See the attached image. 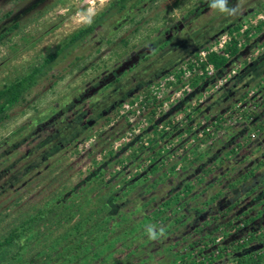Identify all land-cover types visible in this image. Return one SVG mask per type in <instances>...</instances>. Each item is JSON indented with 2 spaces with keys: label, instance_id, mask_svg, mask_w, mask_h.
<instances>
[{
  "label": "rangeland",
  "instance_id": "374dc122",
  "mask_svg": "<svg viewBox=\"0 0 264 264\" xmlns=\"http://www.w3.org/2000/svg\"><path fill=\"white\" fill-rule=\"evenodd\" d=\"M112 1L0 0V91L65 45ZM112 21L1 115L0 237L58 193L68 195L61 217L39 222L9 264H25L40 251L56 257L60 236L79 216L97 213L108 191L137 175H143L139 187L149 182L139 197L153 209L144 210L147 220L136 217L135 228L127 232L134 236L122 248V237L103 247L110 233L89 244L88 250H100L80 264H133L142 250L139 264H264V216L247 203L254 194L247 200L234 195L246 175L241 151L261 139L264 126L248 127L242 142L196 168L198 155L207 157L217 140L244 130L264 107V80L239 82L238 74L264 51V38H257L264 31L263 0H148L132 19L115 21L114 27ZM14 22L19 27L9 31ZM233 38L238 54L230 56L226 47L233 46ZM213 49L229 59L222 71L205 64L204 54ZM56 114L53 123L32 135ZM59 126L64 129L50 144L63 141L61 149L39 159L42 140ZM74 131L79 133L72 139ZM28 164L31 170L23 177ZM83 179L90 186H83ZM150 185L159 192L155 200ZM184 185L190 188L187 196ZM165 197L171 201L164 208ZM218 200L227 202L220 212L214 207ZM132 241L140 247L128 253ZM249 243L263 246L255 256L242 254ZM111 245L120 251L113 255ZM14 253L9 250L8 257Z\"/></svg>",
  "mask_w": 264,
  "mask_h": 264
},
{
  "label": "trees",
  "instance_id": "16d2710c",
  "mask_svg": "<svg viewBox=\"0 0 264 264\" xmlns=\"http://www.w3.org/2000/svg\"><path fill=\"white\" fill-rule=\"evenodd\" d=\"M148 0H113L108 7L94 17V19L83 28L79 29L76 33H74L70 39L63 45L61 48L49 53L38 65L32 67L26 74L23 76L15 79L8 85H5L3 89L0 91V119L1 115L10 107L15 105L22 96L32 89L43 77L44 75L57 67L59 64L63 63V60L75 50L81 42H83L86 38L93 35L100 27L104 26L107 22L112 21H120L124 18H133L134 15L138 14L140 11V7L142 8L144 4H146ZM264 4V0H263ZM20 25L19 22H14L11 25L10 30H14L18 28ZM114 27L113 25H110ZM237 31V29H236ZM249 31H245L244 35L246 36ZM2 36H0V39ZM166 38H168L166 36ZM258 38V41L264 38V31ZM232 45L236 44V39L233 38ZM233 46H227L226 51L230 56H235L238 54V49ZM229 63V59H225L224 57H219L213 52H207L205 54V64L211 65L215 70L222 71L226 65ZM204 66V65H203ZM204 69V67H203ZM240 81L248 80L249 82L254 81L256 79L264 80V51L261 52L252 62L247 63L245 67L239 71ZM248 82V83H249ZM120 104L114 103L110 106L114 108L116 105ZM108 110V108H107ZM104 111L100 113L97 118H100L107 114L108 111ZM59 116H53L47 121L43 122L41 126L36 128L35 132L32 135L41 131L44 127L49 126L54 120ZM254 117H249V122L254 120ZM41 118V117H40ZM32 121L28 122L26 126H30ZM84 123L80 128L87 129L91 123ZM24 127H21L16 134H19L20 131L23 130ZM64 128L59 126V129L56 133L51 134L49 139L42 140L41 145L45 148L43 153L39 156V159L44 160L49 156L55 154L59 151L63 145V141H58L56 143L50 144L52 141L55 140L58 134H61ZM79 131H74L70 133V137L74 139ZM31 135V136H32ZM32 164H28L24 166L22 169L24 171L23 177L27 175L31 170ZM152 170H155L156 165H152L150 167ZM150 171V169H146L144 173L146 174ZM143 175H137L135 178L130 179L129 181L123 183L116 191H108L107 195L103 199L102 209L99 210L97 213L95 212H88L83 215H80L77 221L72 225L70 230L65 234L60 236L59 247L58 250L55 252V256L53 254H43L42 251L36 253L34 256L26 260L25 264H80L82 261L89 259L92 254L96 253V251L100 250V247L88 250L87 247L89 244L99 242V239L102 237H108L105 239L103 243V247L116 237H122V243L120 244V248L124 247V244L127 241L131 240V236H134V233L128 235V231L131 228H135V224L138 222L136 217H145V211L151 210L152 207L150 204L142 203L139 200V197L142 195V191H146L147 185H149L148 181H145L140 187L137 185V182L140 181ZM92 177V176H90ZM96 179V176H93ZM93 178L91 181H93ZM17 177L14 176L11 178L9 182H7V186L10 187L15 183ZM83 186H90L91 182L89 183L88 180L83 179ZM83 186L75 187L70 189V193L73 194L77 189H82ZM155 185H150L149 189H152V196L151 200H154V191ZM184 194L187 196L190 192V188L187 185H184ZM88 190V187L86 188ZM122 196L119 200L118 196ZM66 193H58L53 198H51L48 202H44L41 204L39 208H35L34 212L26 214V216L19 219L14 225L8 230V232L0 237V264H9L13 260H17L23 250L29 244V236L33 234V230L36 228L37 224L41 221H44L47 217H61V208L63 207L64 200L67 198ZM179 193H177L174 197L177 200ZM88 198V197H87ZM173 199V200H174ZM174 200V201H175ZM169 198H165L162 203H160L161 207L169 205L170 203ZM81 206L74 207V210H79ZM145 210V211H144ZM252 211V209H250ZM65 217V216H63ZM67 222L71 220V216H66ZM147 220V219H146ZM136 232V231H134ZM58 244V241L57 243ZM263 246L262 244L253 245L249 243L245 246L242 254H248L250 256H255L256 252L259 248ZM140 247L139 241H132L125 248H127V252L131 253L134 249ZM119 247L116 245L110 246V253L113 255L118 253L120 250ZM15 250L16 253L8 257V251ZM103 250V249H102ZM143 250L136 256L133 264H139L137 260L140 259ZM121 253L118 255H123ZM136 254V253H134ZM99 257V256H98ZM102 257V256H101ZM236 258V257H234ZM117 257L114 258L116 260ZM253 260L252 257H250ZM114 262V261H113ZM255 262L249 261L248 264H254ZM109 264V263H107ZM239 264H247V263H239Z\"/></svg>",
  "mask_w": 264,
  "mask_h": 264
},
{
  "label": "crops",
  "instance_id": "0c3cea01",
  "mask_svg": "<svg viewBox=\"0 0 264 264\" xmlns=\"http://www.w3.org/2000/svg\"><path fill=\"white\" fill-rule=\"evenodd\" d=\"M260 84H262V82ZM261 86L262 85H259V88H261ZM263 120H264V107L260 109L259 114L254 118V120H252V122L250 121L247 123V125L246 124L244 125L245 127L244 130L243 129L238 130L232 136L228 135L227 139L224 137L217 140L214 147H212L209 152L207 151L206 153L208 154L207 157H205L204 155L202 157L201 154L199 153L200 154L198 155L199 160L196 161L197 170H200L203 167H207L206 163L209 162L211 163L213 158H217V157L219 158L223 156L225 150L227 151V149L231 145L242 142L246 137L245 132L248 130V127L250 129V127H253L257 123L259 124V126L260 125L264 126ZM259 137H261V139L259 141H256L253 147H249V145H246L245 149L241 151L242 155L240 158L243 161L242 162V167L244 172L243 174L246 175L243 178L244 182H241L240 187L238 188V192L234 193V195L235 197L240 195L239 196L240 199L242 198V200L243 199L247 200L249 197H251L254 194L255 197H253L251 201H247V203L248 204L252 203V206L254 204L257 207H259L260 211H258V216L263 217L264 216V131L261 133V135H259ZM197 170H195L194 172L198 173ZM158 194L159 192L155 193L154 196L156 197V195ZM235 197H233L231 201L235 202L236 201ZM226 203L227 202L218 200L216 201V203H214V207H216L217 210H219L220 212L223 210L224 206H226Z\"/></svg>",
  "mask_w": 264,
  "mask_h": 264
},
{
  "label": "built area",
  "instance_id": "2783aa9c",
  "mask_svg": "<svg viewBox=\"0 0 264 264\" xmlns=\"http://www.w3.org/2000/svg\"><path fill=\"white\" fill-rule=\"evenodd\" d=\"M208 52H213V53H215V54L218 56V53H217V51H216L215 49H213V50H211V51H208ZM206 53H207V52H206ZM206 53H205V54H206ZM205 54H204V55H205ZM204 55H203V56H204ZM222 55L226 57V54H225V53H222ZM204 59H205V56H204ZM209 66H211V65H209ZM211 67H212V66H211ZM232 73H234V71H232Z\"/></svg>",
  "mask_w": 264,
  "mask_h": 264
},
{
  "label": "flooded vegetation",
  "instance_id": "af4514ba",
  "mask_svg": "<svg viewBox=\"0 0 264 264\" xmlns=\"http://www.w3.org/2000/svg\"><path fill=\"white\" fill-rule=\"evenodd\" d=\"M126 67H128L127 64H126V65H123L122 68L120 69V71H121L122 69H125Z\"/></svg>",
  "mask_w": 264,
  "mask_h": 264
}]
</instances>
